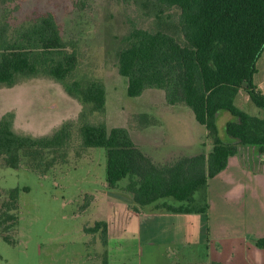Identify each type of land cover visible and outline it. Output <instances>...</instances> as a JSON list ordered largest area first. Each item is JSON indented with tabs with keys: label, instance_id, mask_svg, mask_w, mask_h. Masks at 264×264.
Segmentation results:
<instances>
[{
	"label": "trees",
	"instance_id": "obj_1",
	"mask_svg": "<svg viewBox=\"0 0 264 264\" xmlns=\"http://www.w3.org/2000/svg\"><path fill=\"white\" fill-rule=\"evenodd\" d=\"M19 1L25 0H0V5ZM125 1H132L154 19L151 28H132L116 38L115 66L127 79V96L134 98L144 90L157 89L164 92L168 105L186 106L204 126L210 151L156 166L133 144L126 129L107 132L102 79L77 78L76 45L64 40L54 15L44 13L18 26L0 17V86L48 78L81 109L75 121L49 137L15 134L12 121L0 118V160L10 162L21 153L39 161V167L42 151L62 149L68 129L79 124L82 146L106 151L109 188L126 179L124 191L141 205H154L166 212H203L207 207L202 192L208 180L226 168L239 146L254 147L264 155V96L253 83L256 63L264 51V0ZM172 10L178 11L176 23L167 15ZM241 90L262 111L261 117L251 116L234 104ZM221 112L230 115L223 127L224 138L219 137L216 127ZM137 119L141 126L149 124L144 115ZM167 198L180 205L158 204ZM99 229L105 243V225L95 222L87 232ZM254 246L264 249V238L255 240Z\"/></svg>",
	"mask_w": 264,
	"mask_h": 264
},
{
	"label": "rangeland",
	"instance_id": "obj_2",
	"mask_svg": "<svg viewBox=\"0 0 264 264\" xmlns=\"http://www.w3.org/2000/svg\"><path fill=\"white\" fill-rule=\"evenodd\" d=\"M44 13L53 14L64 40L76 45L77 78L99 79L104 70L115 67L116 38L132 28L149 29L154 24L148 12L125 0H25L0 5V17H6L11 26ZM167 15L172 23L177 22L178 11L172 10ZM119 77L116 90L128 100L125 78ZM237 104L249 115L262 116V111L251 103L247 109L241 97ZM80 109L76 100L65 95L61 86L48 78L23 80L12 87L0 86V118L12 121V129L18 135L49 137L67 122L75 121ZM228 120L227 112H221L216 119L220 138H224L223 127ZM194 124L200 128L195 121ZM68 130L69 137L62 149L42 151L39 167L36 164L39 161L33 162L21 153L10 162L0 160V264H101L99 258L103 259L104 253L97 247V236L94 244L93 237L85 233H89L87 229L93 227L94 219L102 211L98 206L89 209L87 206L91 200L89 195L98 189L96 184H104L106 151L84 148L79 124ZM254 151L258 156L246 158L249 160L246 169L264 174V155ZM86 157L87 161L82 160ZM88 161L91 167L100 169L99 174L86 176ZM243 182L238 205L227 212L228 221L233 230L252 232L251 237L255 238L263 236L264 181L258 184L246 176ZM84 209L87 211L83 212ZM213 213L212 210L211 216ZM253 217L258 229H254ZM139 244L126 242L120 247V253L116 252L119 247H111L115 254L108 264H120V261L138 264L139 247L143 255L140 263L146 264L150 247L144 241ZM87 256L95 259L89 262ZM152 256L156 257V264L174 261L171 253L170 259L165 260L164 249H155Z\"/></svg>",
	"mask_w": 264,
	"mask_h": 264
},
{
	"label": "crops",
	"instance_id": "obj_3",
	"mask_svg": "<svg viewBox=\"0 0 264 264\" xmlns=\"http://www.w3.org/2000/svg\"><path fill=\"white\" fill-rule=\"evenodd\" d=\"M119 76L116 66L104 70L100 76L105 91L104 121L107 132L114 128L126 129L133 144L156 166L170 165L180 158H191L201 152L207 154L210 151L204 126L196 122L192 112L190 114L186 111V106L168 105L164 92L157 89L144 90L134 98L126 94L130 99H124L116 90L121 80ZM124 82L126 90V78ZM253 83L264 96V51L256 63ZM239 97L248 109L250 101L242 90L238 92L234 104H237ZM141 115L147 117V126H141L139 123L137 117ZM193 120L200 128L196 127ZM200 145H204L203 148ZM254 150L248 146L238 147L237 153L228 159L226 168L208 180L202 192L207 207L203 212H166L156 209L154 205H141L124 191L126 179L118 182L114 188H109L106 180L101 186L96 184L98 189L94 190V195H89L91 200L87 209L98 206L102 210L94 222L106 226L105 243L99 238V231L85 234L93 237L94 244V237L97 236V247L104 253L103 259L101 256L99 258L101 264H108L110 258H113L112 254L115 253H112L111 247H119L116 252L120 253V247L126 242L140 245L142 241L150 247L146 264H156L157 259L152 256L155 249H164L165 260L170 259L171 253V256H174L171 264H264V249L254 246V241L264 238V235L255 238L251 237L252 232L247 234L245 230H233L227 218L231 207L238 205L245 177L250 176L251 180L258 184L264 181V174L246 169V162H249L246 158L258 156ZM82 160L88 159L86 157ZM91 164L87 162V177H90L91 173H100V169L91 167ZM195 199L197 200V196ZM158 204L172 207L180 205L170 198L163 199ZM85 211L87 210L84 209L83 212ZM253 219L254 229H258L256 217ZM141 255L142 248L139 247L138 264H141ZM162 256L160 254L159 258H163ZM94 257L87 256L86 260L90 262ZM120 264H123V261H120Z\"/></svg>",
	"mask_w": 264,
	"mask_h": 264
}]
</instances>
